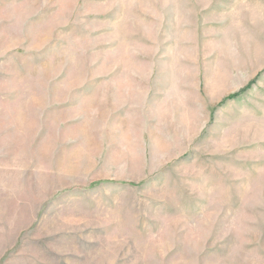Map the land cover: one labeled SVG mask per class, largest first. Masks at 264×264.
Instances as JSON below:
<instances>
[{
	"label": "rangeland",
	"instance_id": "obj_1",
	"mask_svg": "<svg viewBox=\"0 0 264 264\" xmlns=\"http://www.w3.org/2000/svg\"><path fill=\"white\" fill-rule=\"evenodd\" d=\"M0 264H264V0H0Z\"/></svg>",
	"mask_w": 264,
	"mask_h": 264
}]
</instances>
